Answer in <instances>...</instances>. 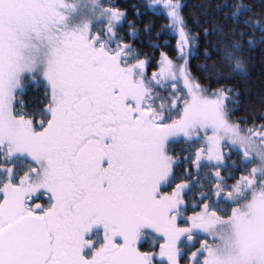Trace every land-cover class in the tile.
<instances>
[{
    "label": "snow or ice",
    "instance_id": "snow-or-ice-1",
    "mask_svg": "<svg viewBox=\"0 0 264 264\" xmlns=\"http://www.w3.org/2000/svg\"><path fill=\"white\" fill-rule=\"evenodd\" d=\"M261 5L218 6L198 76L182 0L144 5L176 37L155 61L116 0H0V264H264V99L236 117L221 83L247 78Z\"/></svg>",
    "mask_w": 264,
    "mask_h": 264
},
{
    "label": "trees",
    "instance_id": "trees-1",
    "mask_svg": "<svg viewBox=\"0 0 264 264\" xmlns=\"http://www.w3.org/2000/svg\"><path fill=\"white\" fill-rule=\"evenodd\" d=\"M117 5L128 9L129 20H134L137 28L140 30L139 39H136V46L142 51L153 57V60L159 59V52L161 50L167 51L170 55L175 56V41L176 37L168 30L163 29V25L167 22L161 15H153L152 11L146 10L144 5L149 0H116ZM244 4H251L254 12L261 11V0H241ZM184 5V13L188 19L189 25L194 28V31L201 32L202 28H211L213 24H224V13L228 11L227 8L221 9L218 6L224 4H231L233 0H182ZM134 7L139 8L142 15L137 16L134 12ZM145 25H151L150 32H144ZM122 34L127 37L128 28L125 25L121 29ZM159 33V36L156 34ZM149 37L151 41L159 45V48L150 46ZM216 34L210 33L208 36L201 32L199 40L196 42V47L199 50V57L193 56L191 60L192 71L200 76L201 73L197 68L198 64L205 63L204 51L207 49L212 51L213 45L216 42ZM167 42V45H165ZM248 73L246 79H233L231 81H221V83H230L233 87L240 91L239 111L235 113L236 117L247 115L252 108L259 109L261 107V100L264 99V44H258L251 51L246 52ZM215 56H213V60ZM209 63L211 61H208ZM155 70V66L149 69V72ZM218 86V85H213ZM42 98L41 91L33 88L25 97L26 102H37ZM185 147L183 144H176L173 146L174 154L183 156L186 153L182 151ZM179 171V170H178ZM231 182V181H230ZM44 202V201H41Z\"/></svg>",
    "mask_w": 264,
    "mask_h": 264
},
{
    "label": "rangeland",
    "instance_id": "rangeland-1",
    "mask_svg": "<svg viewBox=\"0 0 264 264\" xmlns=\"http://www.w3.org/2000/svg\"><path fill=\"white\" fill-rule=\"evenodd\" d=\"M77 2H81V0H77ZM84 3H87V0H83ZM41 202V201H40Z\"/></svg>",
    "mask_w": 264,
    "mask_h": 264
}]
</instances>
